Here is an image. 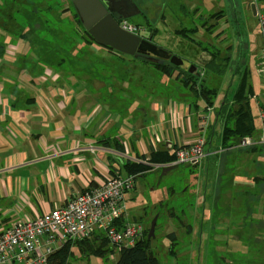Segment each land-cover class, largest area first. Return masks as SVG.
<instances>
[{"label":"crops","instance_id":"obj_1","mask_svg":"<svg viewBox=\"0 0 264 264\" xmlns=\"http://www.w3.org/2000/svg\"><path fill=\"white\" fill-rule=\"evenodd\" d=\"M134 1L139 6V15L149 16L153 4L148 0ZM192 1V12L198 9L194 16L206 23L199 29L201 44L176 32L200 23L187 26V14L183 20L178 16L169 18L164 9L156 21L151 18L148 21L155 30L154 42L196 65L206 84L217 88L218 93L231 79L223 69L225 64L236 70L238 80L242 71L248 69L254 90L251 106L255 124L253 101L262 121L261 130L256 124L255 135H263L264 80L257 87L262 93L259 96L252 75L256 71L264 77L259 69L263 39L256 15L258 6L264 9V0L258 4L254 0ZM12 2L0 0V231L22 218H34L66 204L114 171L127 175L124 163L148 159L152 148L172 153L204 134L205 149L209 148L206 157L217 152L213 149L214 138L221 134L223 126L217 110L225 99H232L228 94L207 106L177 78L179 70L168 76L154 67L136 65L134 69L129 63L117 69L113 63L114 55L118 54L106 46V51L99 54L88 49L79 62L67 59L51 64L47 59L49 48L42 46V41L34 43L10 27L17 21L16 12L10 16L7 10ZM38 3L44 9L52 0ZM202 4L215 11L201 13ZM223 4L230 7L228 15L233 22L227 18L228 27L216 30L220 19L226 17ZM219 11L223 16L209 17ZM189 49H193L191 55L187 54ZM198 57H205V63L200 64ZM219 64H223L221 68ZM125 67H129L130 76L123 72ZM131 85L137 89L130 91ZM202 162L189 165L199 167ZM231 168L235 169L233 161ZM230 181L231 188L239 183ZM244 192L247 191L220 192L211 206L220 209L232 205L235 209L230 200L236 202L241 194H247ZM194 206L190 202L179 209L190 212ZM187 225L175 230L177 239L183 230H190L187 232L190 238L194 235L195 225L188 222Z\"/></svg>","mask_w":264,"mask_h":264},{"label":"rangeland","instance_id":"obj_2","mask_svg":"<svg viewBox=\"0 0 264 264\" xmlns=\"http://www.w3.org/2000/svg\"><path fill=\"white\" fill-rule=\"evenodd\" d=\"M191 1L148 0L153 4L149 16L138 14L129 20L133 24L146 27L145 33L151 32L148 21L150 18L156 21L164 9L169 18L178 16L183 20L187 14L185 24L187 26L201 24L202 19L195 17L194 11L192 12L194 2ZM224 1L228 3V0ZM38 2L39 0H13L11 7L7 10L10 16L16 12L17 21H14L15 23H12L10 27L16 28L18 35L24 34L34 43H40L50 36L55 38L54 41L60 40L65 45L73 42L75 37L69 33V27L76 25L77 22L73 12L69 10L70 1L52 0L51 5L57 3L56 8L53 9L50 6L46 8V5L44 9H41ZM213 4L215 7L218 6V3ZM223 5L225 8L222 9L225 10L226 17L220 19V25L216 30L228 27L227 18H230L228 15L230 7ZM201 6L203 8L201 13L208 14L215 11L206 4ZM183 7L191 9V12L185 11ZM43 10L49 11V15H43ZM60 11H64L62 16H59ZM230 22H233L231 18ZM9 25L5 28L8 29ZM196 38L201 40L200 31L197 32ZM79 41L75 43L73 50L81 47L82 43ZM44 45L48 44L44 42ZM96 47L100 50H94ZM90 49L96 54L106 51L105 47L97 42L93 43ZM189 52L187 54L191 55L193 49H189ZM117 54L118 56L114 55V58H127L132 63L130 66L134 69L138 67L134 65L137 64L135 63L137 60L134 61L135 57L132 55L123 52ZM109 57L112 58V55ZM198 61L200 64L205 63V57H198ZM222 65L219 64V67L221 68ZM223 69L227 70L231 79L227 82L225 89L220 90L215 100L220 97L222 100L227 94L233 97L239 83L238 74L234 68L231 69L225 64ZM254 73L252 77L255 92L262 96L257 87L264 77L256 71ZM234 76L235 79H233ZM229 87H231L230 91ZM252 104L255 109V118L257 117L258 130H261L262 121L258 106L256 101ZM214 143L213 149L217 152L203 159V162L201 160L199 167L177 165L151 170L145 175H138L135 188L125 194V216L128 220L137 221L143 225L142 237H149L152 222L157 218L155 233L151 237V246L160 264H264V143L256 144L255 149L252 146L238 144L230 149H224L221 134L214 138ZM208 150L207 146L206 151ZM231 161L234 162V170L231 168ZM230 180H239V183L232 185L231 188ZM232 190L247 191L244 192L247 194H241V198H237L236 202L230 200L235 205V209L230 207L232 205H226L220 209L211 206V203L217 202L218 193ZM190 202L194 203V208L190 212L187 210L182 213L179 207L188 205ZM237 206L242 209H237ZM172 212L175 213L173 215H179L185 220L183 222L195 225V232L191 238L186 231H179L176 255L169 252L171 240L168 234L184 226L178 224L180 222L177 220L178 217L170 220ZM72 251V258L69 259L68 264H115L118 258V253L100 256L89 253L86 249L81 250L77 245L72 248Z\"/></svg>","mask_w":264,"mask_h":264},{"label":"built area","instance_id":"obj_3","mask_svg":"<svg viewBox=\"0 0 264 264\" xmlns=\"http://www.w3.org/2000/svg\"><path fill=\"white\" fill-rule=\"evenodd\" d=\"M261 1L254 0L256 4ZM256 15L263 39L259 69L264 75V9L258 6ZM120 24L136 34L145 30V27L128 19H122ZM206 143V136L199 134L193 141L172 151L176 157L174 161L152 163V167L158 169L197 163L207 156ZM261 143H264V134L242 138L238 145ZM137 176H122L115 171L101 179L98 185L77 193L66 204L34 218H22L0 231V264H49L51 254L65 242L90 239L96 234L118 248L135 246L142 237L143 225L125 220V194L134 189Z\"/></svg>","mask_w":264,"mask_h":264},{"label":"trees","instance_id":"obj_4","mask_svg":"<svg viewBox=\"0 0 264 264\" xmlns=\"http://www.w3.org/2000/svg\"><path fill=\"white\" fill-rule=\"evenodd\" d=\"M71 6L69 10L73 12L74 19L77 24H73L72 27H69L70 34L74 35V40L70 44L65 45L60 40L54 41L55 38L52 36L45 38L42 42V46H47L49 48L48 62L51 64L57 62H64L67 59L76 60L77 62L82 61L84 55L90 49L91 45L96 42L93 36L89 33V31L84 27L78 12L76 11L72 0H69ZM57 3H53L50 5V8H56ZM3 10L5 6L3 5ZM63 8V7H62ZM197 10V11H196ZM194 11L195 15L198 13V9ZM43 15H49V11L43 10ZM64 13L60 11V15L62 16ZM223 16L222 12H215L213 14H209L210 18H216ZM236 20V19H235ZM149 30L154 34L153 24L148 22ZM78 25V26H77ZM202 25H206V23H201L200 25H196L194 28H182L178 29L176 32L189 37L191 40L201 44L200 40H197L196 34L199 31ZM72 29V30H71ZM69 34V35H70ZM67 35V36H69ZM21 37H25L24 34L20 35ZM68 38V37H67ZM53 40V41H52ZM80 40V41H79ZM81 42V47L74 53L72 50L75 47L76 42ZM44 42L48 45H44ZM1 46V45H0ZM107 47V46H106ZM110 50L115 51L111 47H107ZM218 50V49H217ZM117 52V51H115ZM118 53V52H117ZM137 60L134 65H143L150 66L158 69L164 75L172 76L176 70H179L178 77L181 83L187 86L190 90L200 98H202L207 106L213 105L214 99L218 94V89L210 87L206 84V80L203 79L202 74L199 68L196 65L191 64L188 67H180L176 64H172L170 62L159 63L157 61H152L148 58L138 57L135 58L134 61ZM139 60V61H138ZM130 66L132 63L130 60H126V58H115V62L113 65L115 68H122L123 65ZM122 69L118 71L121 72ZM123 72L130 76L129 67H125ZM137 89L131 85L129 87L130 91H134ZM124 91H128L127 89H123ZM253 84L250 78V72L248 69H244L239 78V83L235 89L234 95L231 100H224V103L217 110V113L222 116V146L223 148H230L239 143L242 138L245 137H253L256 133V124L252 112L251 106V97L253 96ZM254 146V145H253ZM252 146V147H253ZM255 149V147H253ZM176 159L175 155L172 154L168 149H155L152 148L149 153V158L146 160H142L140 162H135L132 160H127L124 163V171L127 175L137 174V175H145L146 173L154 170L152 167V163H169ZM148 160V161H147ZM115 173V171L113 172ZM185 213V211H183ZM182 212V213H183ZM173 218H177L180 221L178 224L181 226H186L187 223L183 222L185 220L181 219L179 215H173V212L170 213ZM185 223V224H184ZM190 225V223L188 222ZM188 226V225H187ZM186 226V227H187ZM188 233L190 230L187 231ZM170 237L171 243L169 247V252L173 255L177 254V246L178 239L175 231H172L168 234ZM110 242L100 234L94 235L90 239H78L75 241H67L64 246H62L59 250L55 251L50 256L49 264H68L70 258H72V248L77 245L81 250H88L89 253H93L100 256H105L108 253H118V258L115 261V264H160V260L155 254L152 246H151V238L145 236L141 237L135 246L129 248H118L113 245H109Z\"/></svg>","mask_w":264,"mask_h":264},{"label":"water","instance_id":"obj_5","mask_svg":"<svg viewBox=\"0 0 264 264\" xmlns=\"http://www.w3.org/2000/svg\"><path fill=\"white\" fill-rule=\"evenodd\" d=\"M72 2L84 27L97 43L126 54L157 58L159 62L169 60L179 66L191 65L186 59L154 43L153 38L145 39L121 26L120 20L139 14V6L134 0H72ZM156 222L157 218L152 222L149 238L155 233Z\"/></svg>","mask_w":264,"mask_h":264},{"label":"flooded vegetation","instance_id":"obj_6","mask_svg":"<svg viewBox=\"0 0 264 264\" xmlns=\"http://www.w3.org/2000/svg\"><path fill=\"white\" fill-rule=\"evenodd\" d=\"M115 16L116 17H118V15L117 14H115ZM130 19V18H129ZM128 19V20H129ZM120 20V19H119ZM121 21V20H120ZM130 21V20H129ZM146 27H145V30L143 31V33H140L139 35H141L143 38H145V39H150V38H153L154 36H153V34L151 33V32H147V33H145V31H146ZM150 31V30H149ZM153 40V42H154V38L152 39ZM155 43V42H154ZM115 50V49H114ZM115 51H117V52H120V51H118V50H115ZM133 57H135V58H138V57H143V58H148V57H145V56H134V55H132ZM148 59H150V60H152V61H157V62H159V59H157V58H148ZM164 62H169V61H163V62H159V63H164Z\"/></svg>","mask_w":264,"mask_h":264}]
</instances>
